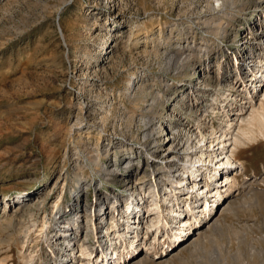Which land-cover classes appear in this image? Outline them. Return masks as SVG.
Returning a JSON list of instances; mask_svg holds the SVG:
<instances>
[{"label":"rangeland","instance_id":"obj_1","mask_svg":"<svg viewBox=\"0 0 264 264\" xmlns=\"http://www.w3.org/2000/svg\"><path fill=\"white\" fill-rule=\"evenodd\" d=\"M256 1L219 0L218 7L214 0H0V264H53L47 230L52 232L64 220L60 212L67 211L69 218L82 212L79 207L69 208L76 174L85 176L76 201L83 209L94 202L95 186L107 195L110 189L125 194L117 178L92 183L100 178L98 168L84 160L77 169L73 152L79 148L78 157L93 156L99 131L100 142L103 138L117 146L122 140L134 149L140 146L138 125L130 119L138 118L151 100L144 102V95L131 97L140 81L127 88L129 72L145 73L143 81L164 100L162 88H167L160 87V78L172 82L174 77V84L183 85L190 80L185 70L176 77L158 68L160 55L175 50L191 65L206 58L212 70L214 57L226 51L240 26L246 32L256 29L251 19ZM161 99L152 106L156 115L162 112ZM168 107L167 122L173 125L175 113L186 109ZM205 114L208 126L216 131L223 126L222 116L214 119L208 111ZM76 121L80 123L74 125ZM87 125L93 126L90 134ZM77 135L82 139L79 143ZM84 140L88 145L82 144ZM234 159L243 169L238 166L232 172L235 200L223 213L218 231L206 229L197 236L199 245L174 246L164 258L153 252L140 264H264V138L247 141L235 150ZM182 196L180 208L192 200L188 194ZM30 202L35 204L31 208ZM44 217L45 227L39 232ZM162 238L169 243V238ZM161 250L154 251L159 255Z\"/></svg>","mask_w":264,"mask_h":264},{"label":"bare ground","instance_id":"obj_2","mask_svg":"<svg viewBox=\"0 0 264 264\" xmlns=\"http://www.w3.org/2000/svg\"><path fill=\"white\" fill-rule=\"evenodd\" d=\"M214 2L218 7H221L219 0H214ZM211 6L214 7L213 4ZM254 6L252 10L255 13L252 14L254 16L251 19H253L252 23H257L258 35L252 37L240 35L238 38L237 32L232 40L234 46H231V42L225 45V48L232 50L230 52L238 54V61L241 62L244 69H248L249 79L254 81L252 84L254 87L247 89L249 91L244 93L239 104L223 103L220 107L208 104L209 99L212 98L213 90L220 94L225 93L228 89L226 85L230 83L234 87L240 76L236 74L231 82L222 85L216 83L212 87V81L216 80V77L211 75L210 64L206 58L202 62L195 58V62L191 65L189 59L183 60L182 57L173 53L175 50L171 53L168 52L165 54L166 56L162 54L164 57L160 55L157 64L166 65V67L161 65L158 68L170 70L171 76L176 75V77L183 73L181 70H185V76L190 80L188 84L183 85L180 82L174 84V77H171L172 82H168L167 77L165 79L159 77L163 81L160 87L165 88L166 86L167 88V90L162 88V93L165 95L164 100L161 99L160 92L159 97L158 92L155 93L151 86L146 85L147 82L143 81L142 77L145 73L139 75L137 69L129 72L127 88L133 89L137 85V81H140L131 97L134 99L136 95H144V102L151 100L149 103H143L147 108L145 107L141 111L142 114L140 113L138 118L131 117L130 119L138 125L137 135L139 133L142 139L139 141L138 150L132 148L134 145L131 146L123 140L118 141L120 143L118 146L112 144L113 140L104 142L105 140L102 138L100 142L102 131H99L97 133L99 139L98 143L96 142V151L93 150L95 151L93 156H89L87 153L82 155L84 158L82 159L78 157L79 148L78 151L74 150L76 152L72 151L77 155L74 156L77 158L74 167L81 168L84 160H87L94 164L95 168H98L96 169L99 171L96 172H99L100 178H94L92 183L97 180L111 183L116 182L114 180L117 178L119 186H122V191L125 194L110 189V194L107 195V192L100 191L99 185L95 186L94 202L83 209L81 205L77 206L76 201L85 184L83 178L85 176L81 177L76 174L73 182L75 188L71 192L69 191V196L72 197L69 208L72 211L79 207L78 211L82 212L74 214L73 218L66 217L68 215L65 210L60 212V216L64 220L60 221L61 224L58 223V227L52 228V232L47 230L50 237L48 254L54 258L53 264H140L146 258H150L149 256L153 255V252L157 257L164 258L168 253L166 250L170 251L179 246L183 248L189 245L197 246L200 239L197 236H201L206 229L217 230L218 226L220 227L219 221L222 219L223 213L231 209L235 200L231 197L232 193L236 191L233 186L235 179L232 172L238 166H240V170L243 169L242 163L236 162L234 159V152L247 141L256 137L264 138V0L256 1ZM240 30L246 32L242 27ZM147 53L149 54V52ZM154 77L157 80L158 76ZM255 88L257 89L255 90ZM170 93L172 94L170 95ZM160 99L163 101L162 112L156 115L153 105H158ZM172 100H175L174 103H171ZM199 103L203 104L199 110L192 109ZM184 105L187 111L176 112L175 120H171L174 122L173 125L167 122L171 118L168 117L169 113L164 111L165 107L169 106L166 109L173 111L177 110V107L183 108ZM204 106H210L211 116L214 119H217L219 115L222 116L223 126L219 127L217 131L212 125L207 131L202 121ZM225 107H228L225 113H221ZM215 108L218 109L215 110ZM193 114L197 115L193 117ZM78 123L80 122L76 121L74 125ZM87 126L84 128L93 130V126ZM80 128L83 129V126ZM91 130L86 131L87 134H90ZM79 131L81 130H78L77 134ZM89 137L88 135L85 138L89 139ZM76 140L79 143L82 139L77 135ZM82 142V144L88 145V141ZM131 150H133V155ZM72 152L71 154H73ZM108 154L110 157L113 155L114 158H109ZM135 159L137 160L135 161ZM141 163L144 165L142 168ZM72 175L74 176V174ZM218 180L220 181L218 182ZM200 181L204 183L200 184ZM183 194H188L192 200L180 208L179 204L182 202ZM226 198L228 200L220 205L219 202ZM200 200L202 202H199ZM31 203H28L29 208L35 205ZM245 203L244 201L242 204ZM221 206L223 207L222 212L214 218ZM55 213H59V211ZM199 213H202L204 217H200L202 214ZM78 215L81 216L80 219ZM83 218L85 219L84 224ZM45 219L44 217L43 224L38 229L39 232L44 230ZM33 223L32 225H34ZM105 224L108 226L103 231ZM195 224L200 225L197 231L193 228ZM85 225L86 230L83 227ZM200 229L202 230L200 231ZM191 235L193 239L186 242ZM161 236L169 238V243L164 244V239ZM59 243L62 248L58 247ZM117 244L130 248L123 259H120L121 256H117L118 252L115 248ZM108 246L112 251H107ZM156 248L163 249L159 255L154 251ZM57 249H61L63 252L59 250L62 253L58 254ZM112 254L117 260L109 262ZM50 263L52 264V262Z\"/></svg>","mask_w":264,"mask_h":264},{"label":"built area","instance_id":"obj_3","mask_svg":"<svg viewBox=\"0 0 264 264\" xmlns=\"http://www.w3.org/2000/svg\"><path fill=\"white\" fill-rule=\"evenodd\" d=\"M252 24H253L254 28H256V29H254V31L249 30L248 32H244V30H243V32H241V30H240L241 27L244 28L245 31H247V30L244 26H240V28L238 29V34H239L238 38H240V35H244V36L249 35L250 37H252L254 35H258L259 31L257 29L258 28L257 23L254 22ZM225 50H226L225 52H221L217 57L215 56L213 59V60H215L216 65L212 70L210 69V73L212 72L213 76L216 77V80L212 81V87L216 83H219L220 85H222L223 83L227 84V83L231 82L236 77V74H238L240 76V79L236 84H234V87L232 86V84L230 85V83L228 85H226V87H228V89L225 93L220 94L219 92L213 90V93L211 92L212 98H210L208 101V104L211 106H217L218 105L220 107L221 104H223V103L226 104V103H230V102H232L234 104H236V103L239 104L241 101L240 99L243 97L244 93L245 92L247 93L249 91L247 89H252L254 87V86H252V84L254 82L253 79H249L250 75H248L249 74L248 69H246V68L244 69L243 66L240 64L241 62L238 61V58H237L238 54L230 52L232 50H230L229 48H225ZM228 51H229V54H228ZM228 55H229V57H228ZM256 89L257 88H255V90ZM199 104H197V106H194V108H192V109L199 110V107H202V105H203L202 103H199ZM184 108H185V105H184ZM203 108H204V111H203L204 117H203L202 121L205 124V127L207 129V128H210V126H207L208 118H207V115L205 114V112L208 111L209 113H211L210 112L211 108H210V106H204ZM227 108L228 107H225V109H222L223 112H221V113H225ZM217 109L218 108H215V110H217ZM219 110H221V109L219 108ZM195 115H197V114H193V116H195ZM213 115H214V113H213ZM211 118H213V117L211 116ZM107 226H108V224H107ZM104 230H106V228H103V231ZM125 242H127V241H125ZM115 248L117 249V252H118L117 256H119V257L121 256L120 259H123L126 257V254L128 252H127V249L123 245L119 246V244H117V246ZM109 250L112 251L110 247H109ZM116 260H117V258L113 257V254H112V257L109 258V262L110 261L114 262Z\"/></svg>","mask_w":264,"mask_h":264}]
</instances>
